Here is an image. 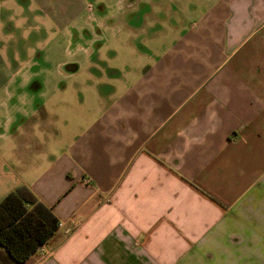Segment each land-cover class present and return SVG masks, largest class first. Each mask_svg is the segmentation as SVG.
Segmentation results:
<instances>
[{"label": "crops", "instance_id": "1", "mask_svg": "<svg viewBox=\"0 0 264 264\" xmlns=\"http://www.w3.org/2000/svg\"><path fill=\"white\" fill-rule=\"evenodd\" d=\"M21 1L0 0V11ZM26 1L65 23L78 14L60 13L83 4ZM118 8L121 56L112 49L117 35L77 37L70 43L78 53L55 71L76 77L77 93L90 99L71 100L68 116L54 101L23 119L40 114L45 151H28L29 136L18 151L9 141L0 150V195L27 186L72 227L58 228L24 264H264V0H131ZM85 21L72 26L103 34L114 25L110 17ZM14 28L0 22L6 51ZM100 49L119 67H105ZM24 66L2 64L0 92L22 87L19 76L28 83ZM30 152H42V162L31 163Z\"/></svg>", "mask_w": 264, "mask_h": 264}, {"label": "rangeland", "instance_id": "2", "mask_svg": "<svg viewBox=\"0 0 264 264\" xmlns=\"http://www.w3.org/2000/svg\"><path fill=\"white\" fill-rule=\"evenodd\" d=\"M131 2V0H83V6L80 1L78 5V11L76 13L65 12L60 13V16H66L67 19H71L73 15H77V19L74 22L78 24L85 23L87 18L91 20L94 18L95 23L97 20L106 19L110 17L112 23L114 24L110 30L103 31V34L91 32V29L85 26L81 30L74 29L72 25L74 22H64V17H58L59 13L55 11H47V12H37L35 8L29 6V1H21V3H16L17 6L14 7V12L2 10L0 11V22L4 24L6 21L12 22L15 26L12 32H10V43L6 48L0 45V53L2 51L3 55H6L7 60H0V67L2 64H6L15 71L19 66L25 64L26 70L30 72L29 81H24V76H19L16 78L14 85L17 82L18 86L16 91L13 94H6L5 90L0 92V99L5 98L7 101L11 97V101L8 103V107H0V120L2 125H0V132L4 135L0 138V150H5L6 146H8V141L13 143V151H18V147L21 146L22 141L25 139L24 136H29L28 141H30V148L28 151H45V145L43 144L47 142L45 135H43L44 128H39L38 124L40 123L41 116L40 114L35 117H31L30 121L23 124V119H26L33 110L38 108L39 106H43L40 110H52L55 106L53 104L54 101L63 102L62 111L69 115V103L71 100H77V97L90 99L88 97L89 93L81 92L77 93L76 77L72 76L68 79L63 78L55 73L57 68H60L59 63L66 60L67 58H71L78 53V47H76L75 43H70L73 39L77 37H86L93 36L94 37H113V35H117L119 40H113L112 49L116 52L117 55L122 54L124 51L122 39L125 36L121 31H119L117 27V17H114L119 13L118 6L125 5ZM82 4V5H81ZM90 5V6H89ZM83 6V7H82ZM101 6L104 8L101 11ZM88 7V9H86ZM19 8V9H18ZM76 23V24H77ZM134 23H131V27H133ZM120 33V34H119ZM93 37V38H94ZM129 38V37H128ZM70 39V40H69ZM69 40V42H67ZM131 44H127L126 48H131L130 50H125V52L132 51L133 46V37L129 38ZM128 41V39H127ZM135 41V40H134ZM98 44L91 46L92 48L97 47ZM136 46V45H135ZM108 47V46H105ZM108 49V48H107ZM90 50V49H89ZM96 50V49H95ZM100 56H106V65L105 67H119V59H114L113 57H109L110 55L107 53V50H98L97 51ZM105 64V63H104ZM83 66V65H82ZM103 67V65L101 66ZM126 66H120V68H124ZM82 69H86L87 66L84 64ZM64 69V68H62ZM66 71L65 69L63 72ZM88 72V70H87ZM86 72H81L78 80L86 79ZM84 83V82H83ZM8 85H10L8 83ZM61 87L60 91L56 94L53 89L55 86ZM20 87V88H19ZM26 104H23V103ZM65 102V103H64ZM48 107V108H47ZM23 111V115L21 112ZM7 114L13 118L10 126L6 127L4 121L7 118ZM5 134L9 137L6 139ZM35 136V137H34ZM2 140H4L2 142ZM3 147V148H2ZM15 149V150H14ZM2 151V150H1ZM42 152H39L36 156L34 153L30 152L29 161L31 163H39L42 162ZM7 194L0 195V200H2Z\"/></svg>", "mask_w": 264, "mask_h": 264}, {"label": "trees", "instance_id": "3", "mask_svg": "<svg viewBox=\"0 0 264 264\" xmlns=\"http://www.w3.org/2000/svg\"><path fill=\"white\" fill-rule=\"evenodd\" d=\"M58 222L27 186L9 192L0 200V264H24L54 235Z\"/></svg>", "mask_w": 264, "mask_h": 264}, {"label": "built area", "instance_id": "4", "mask_svg": "<svg viewBox=\"0 0 264 264\" xmlns=\"http://www.w3.org/2000/svg\"><path fill=\"white\" fill-rule=\"evenodd\" d=\"M58 228H63L66 233H70L72 231V227L71 226H67L64 222H58ZM43 247H41V249H40L41 251H44Z\"/></svg>", "mask_w": 264, "mask_h": 264}, {"label": "water", "instance_id": "5", "mask_svg": "<svg viewBox=\"0 0 264 264\" xmlns=\"http://www.w3.org/2000/svg\"><path fill=\"white\" fill-rule=\"evenodd\" d=\"M67 69H68V70H71V69H72V68H71V65H70V66H67Z\"/></svg>", "mask_w": 264, "mask_h": 264}]
</instances>
